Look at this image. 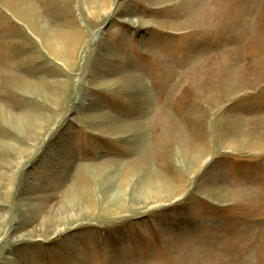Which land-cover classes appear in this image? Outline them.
Returning a JSON list of instances; mask_svg holds the SVG:
<instances>
[{
    "label": "rangeland",
    "instance_id": "1",
    "mask_svg": "<svg viewBox=\"0 0 264 264\" xmlns=\"http://www.w3.org/2000/svg\"><path fill=\"white\" fill-rule=\"evenodd\" d=\"M0 264H264V0H0Z\"/></svg>",
    "mask_w": 264,
    "mask_h": 264
},
{
    "label": "bare ground",
    "instance_id": "2",
    "mask_svg": "<svg viewBox=\"0 0 264 264\" xmlns=\"http://www.w3.org/2000/svg\"><path fill=\"white\" fill-rule=\"evenodd\" d=\"M38 32L41 35H42L43 32L45 33V31L41 32L40 30H38ZM36 34H37V32H36ZM43 38H44V41H46L45 45H47L48 48L51 47V51L53 53H55L54 55H58L59 54V56H62L60 54V52H59V51H61L60 49L57 48L56 50L54 49L55 51L52 50V46L53 45L51 43V40L47 41V37L45 38L44 36H43ZM188 156H189V154L184 156L183 160H184V162H186L185 163L186 165L185 164L184 165L186 166L188 171L194 173V172H196L195 170H196V167H197V163L199 162V159L200 160H202V159H201L200 156H198L199 158L196 157L194 161L192 160V161H190L188 163V161H189V159H188L189 157ZM157 179L148 180L147 177H143V179L141 178V180L138 181V184H136V186H138V187H135L137 190L138 189L139 190H138V192L135 191L133 193V195L131 196V198L134 201H142V202H144V204H146V203L148 204V202H151V203H154V204H158L160 202H163L166 199L167 200L173 199L174 196H175L174 192L177 191V190L175 188L171 187V184H169V182H167L166 180H163V179L157 180ZM122 185L124 187L126 186L127 190H129L130 187H131V185H129L127 183V181L124 184H122ZM117 188H118L117 189L118 192H116L117 194H113L112 196H109L108 193H106V191H109V190H106L105 193H104V196L102 197V200H100L101 202H99L98 205H100L102 207L105 206L104 208L108 207V205H111V206H113V205L114 206H116V205L118 206L119 205V207L121 209L122 208L121 207V203L123 202V197L125 196V193L122 190H119V188H123L122 186H118L117 185ZM81 195H83V196L81 197ZM81 195H80V198H78V199L75 198V197H71V198L69 197L68 206H67L69 208V210H71L72 208L73 209H77V210L80 209L81 213H83V212L85 213L91 208L90 205H89L90 202L92 203L91 191H89V189H86L85 191L82 192ZM86 202L88 203V206L84 204ZM94 205H96V204L94 203ZM70 207H71V209H70ZM86 208H88V210ZM108 210L111 211L110 208ZM106 211H107V209H106ZM105 213L109 214L110 212L107 211ZM54 222H55V220H54ZM56 222H58V221L56 220ZM60 222L62 223V221H60ZM63 223L67 224L68 222L67 221H63Z\"/></svg>",
    "mask_w": 264,
    "mask_h": 264
}]
</instances>
